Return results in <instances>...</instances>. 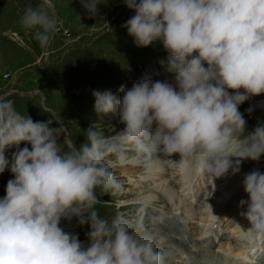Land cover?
Segmentation results:
<instances>
[{
	"label": "clouds",
	"instance_id": "obj_1",
	"mask_svg": "<svg viewBox=\"0 0 264 264\" xmlns=\"http://www.w3.org/2000/svg\"><path fill=\"white\" fill-rule=\"evenodd\" d=\"M107 2L80 0L89 16ZM123 3L135 15L122 27L137 47L162 44L175 86L144 79L130 89L122 85V98L93 91L97 116L118 115L124 127L105 136L94 123L79 147L54 113L34 122L0 95V173L9 168L13 176L0 198V264H163L150 236L137 239L123 222L109 226L95 210L98 189L107 194L122 187L113 169L178 154L190 175L214 180L264 155V124L246 131L239 111L250 97L264 94V0ZM19 23L41 48L58 30L50 0L28 6ZM13 147L9 160L5 150ZM242 183L248 199L240 200L246 205L240 215L254 238H264V173L253 170ZM73 217L88 225L86 248L60 227Z\"/></svg>",
	"mask_w": 264,
	"mask_h": 264
},
{
	"label": "rangeland",
	"instance_id": "obj_2",
	"mask_svg": "<svg viewBox=\"0 0 264 264\" xmlns=\"http://www.w3.org/2000/svg\"><path fill=\"white\" fill-rule=\"evenodd\" d=\"M41 2L0 0V93L12 87L13 80L16 81L13 90L17 92L7 97L14 102L16 111L22 116H30L34 122L47 121L54 113L67 130L66 138L79 147L86 141V130L94 123L96 129H101L105 136L114 135L123 129L122 125L112 126V120H118V115L109 114L102 119L97 116L93 91H111L117 98H122L123 94L119 92L122 85L130 89L133 83L144 79L168 82L175 86L174 75L166 70L167 53L162 44L156 42L148 47H137L127 34V29L122 27L135 15L134 10L128 9L123 0H108L107 3L99 4L96 16H89L80 0H50L55 7L58 30L47 48H41L33 34L24 30L19 23L28 6H36ZM161 61H165V64H161ZM36 90L38 93H34ZM260 108H264V99L252 102L249 98L239 106L247 122L246 131L251 132L258 124H264V117L256 112ZM52 126L61 125L54 122ZM58 143L64 151L68 150L63 141ZM24 146L21 144V148ZM13 151L14 147L6 149V158L10 160ZM132 156V153L128 154L129 160ZM110 159L115 160L116 157ZM179 159V155L174 154L172 157L153 156L141 159L138 163L123 164L137 166L139 172L132 176H124L117 169L118 166L115 167L113 171L122 187L119 191H109L107 194L97 190L99 202L95 210L100 218L106 220L109 226L119 220L129 226L134 221L131 216L127 217L131 220H121L117 212V217L111 218L114 209L118 210L126 204L123 208L132 206V210L138 209L141 216H146L148 227L160 218L176 219L178 227L188 231L184 243L189 237L200 242L209 239L206 250L215 251L216 258L208 264H257L251 257L238 258L224 251L227 246L237 243L246 246L247 240L241 239L236 229L244 226L246 218L240 213L246 210V205L234 207L231 198L239 196L240 200L248 199L242 183L244 176L253 170L264 173V155L259 161L246 159L238 173L233 174L230 170L228 174L214 180L203 174L190 175L188 166L181 164ZM157 170L166 171L167 177L149 181V173L153 175ZM12 178L9 168L0 173V198L6 195L7 182ZM117 196L120 199L112 201L111 197ZM220 218L223 219V227L216 232H219V241L210 244V239H215L216 234L213 228ZM75 219L73 217L70 222L62 219L60 227L67 233L78 235L86 248L89 243L86 235L88 225L80 226ZM211 219L217 221L214 220L210 225L208 221ZM159 226L163 227L162 223L159 222ZM131 231L132 234L137 232L134 229ZM226 231L233 235H226ZM229 239L236 242L231 243ZM260 239L262 243L264 238ZM249 250L255 254V251ZM259 252H263V249ZM194 261L190 254H176L170 264H193Z\"/></svg>",
	"mask_w": 264,
	"mask_h": 264
},
{
	"label": "bare ground",
	"instance_id": "obj_3",
	"mask_svg": "<svg viewBox=\"0 0 264 264\" xmlns=\"http://www.w3.org/2000/svg\"><path fill=\"white\" fill-rule=\"evenodd\" d=\"M13 34L16 37H19L15 33H13ZM16 40H17V38H16ZM263 99H264V94H260L257 96L250 97V100L252 102L254 100L258 101V100H263ZM256 112L259 113L262 117H264V108L256 109ZM112 122H113L112 126H116V125L121 126V124L119 123V119L118 120L113 119ZM246 167H245V169H246ZM117 169L119 171H121V173L124 176L136 175L139 172V170L137 169V166H134V165H132V166L120 165L117 167ZM151 174L152 173H149V175L147 177L149 179V181L162 180L165 177H167V175H168V173L164 170H157V171H155V173L153 175H151ZM239 195H241V193ZM111 199H112V201H116L117 199L119 200L120 197H118V196L117 197H111ZM231 202L234 204V207H236V205H238V204L240 205V203H239L240 197L236 196V197L231 198ZM124 206H127V205L124 204ZM124 206H120V208L118 210L114 209L113 215L111 216V218L113 216L117 217V215H116L117 212H118V214H120L118 216V219L131 220V219L127 218L130 216H131V218H134V221H132V223H130L129 226L127 225L129 232L132 234L131 230L132 229L136 230L137 232H133L132 235H134L137 239H142L145 236H150L153 240V243H154L156 250L159 251L162 255L163 264H170L171 262H173V259L176 257V254L177 255H184V254L188 255V254H190L191 256L194 257V260H195L193 262V264L196 263L197 261L200 262L198 264H208L207 262H213L215 260L216 252L215 251L211 252L209 250H206V247L208 245L207 242L209 239L206 241L200 242V241H195L191 237H189L187 242L184 243V241H186L185 237H187L186 235L188 234V231L180 229L177 225L178 221L176 219H174V220H163L162 218H160V219H158L157 223H152L151 225H149L150 227H148V226H146L147 219L145 218L146 217L145 215L141 216L140 211H138V209L132 210L133 208L131 205H128V207H130V206L131 207L130 208L126 207L127 209L123 208ZM141 213H144V211H142ZM223 217H225V216H223ZM213 218H216V216ZM214 220H216V219H211L210 221H208V223H210V225H212L214 223ZM64 221L70 222L71 220L70 221L64 220ZM159 222L162 223L163 227L159 226ZM243 224H244V226H239L236 229L238 230L237 233L240 235V238L243 240H247L246 246H244V243H237L234 246L229 245L226 247L224 252L229 253V254H233L234 256H236L238 258H243V259H245V258L247 259V257H251L252 261H255V259H257L259 254H260L259 251L261 249H264V245H262V243H260L261 242L260 238H256L257 241L258 240L259 241L255 243V241H254L255 238L248 231V228L250 227V225L246 219L243 222ZM222 227H223V219L220 218L219 221H217L215 223L213 231H215V233H216L219 230V228L221 229ZM182 232H185V233H182ZM218 233L215 234V239H210V240L214 241V243L216 242V239H217L216 243H218V241H219L220 237L218 238ZM220 234H221V232H220ZM246 236L248 238H246ZM158 238H160V239H158ZM249 249H251L253 252L255 251V254L251 253V251ZM255 262L257 263V261H255Z\"/></svg>",
	"mask_w": 264,
	"mask_h": 264
}]
</instances>
